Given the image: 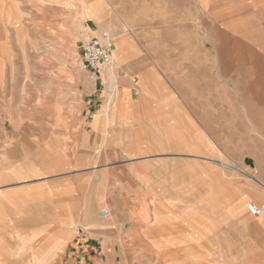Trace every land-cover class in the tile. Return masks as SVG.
Segmentation results:
<instances>
[{"label": "rangeland", "instance_id": "1", "mask_svg": "<svg viewBox=\"0 0 264 264\" xmlns=\"http://www.w3.org/2000/svg\"><path fill=\"white\" fill-rule=\"evenodd\" d=\"M103 1L0 0V124L42 126L45 141L66 129L69 114L100 90L81 54L101 33L111 34L116 46L96 19ZM113 7L112 24L137 32L128 41L146 48L177 92L170 103L186 114L187 152L218 160L188 156L181 165L163 166L173 178L163 181L160 197L162 226L175 229L168 233L175 235L166 245L173 249L170 258L178 259L181 245L198 254L201 244L208 250L191 257L199 264H243L246 253L257 257L258 228L251 227L249 251L243 225L259 221L237 215L231 204L206 201L219 186L237 198L246 184L252 195L258 173L252 164L264 161V0H119ZM155 184L147 182L150 193L158 191ZM154 199L148 196L147 203ZM148 217L151 226L154 215ZM182 224L186 239L178 237ZM110 247L116 259L105 264H155L152 243Z\"/></svg>", "mask_w": 264, "mask_h": 264}, {"label": "crops", "instance_id": "2", "mask_svg": "<svg viewBox=\"0 0 264 264\" xmlns=\"http://www.w3.org/2000/svg\"><path fill=\"white\" fill-rule=\"evenodd\" d=\"M101 3L106 10L100 9L99 24L112 32L116 46L112 64L95 74L100 90L95 88L84 106L69 114L66 129L45 141L42 126L0 124V264H105L116 259L111 245L147 242L155 264H199L192 258L208 250L201 244L195 254L181 245L176 253L181 260L170 258L173 249L166 245L175 235L168 233L175 229L162 226L160 197L163 181L173 178L163 166L181 165L188 156L218 160L187 152L186 114L171 107L177 92L165 83L162 66L139 41H128L137 32L112 24L110 11L119 0ZM252 167H258L256 188L250 195L244 184L240 196L264 210V161ZM182 171L185 181V166ZM149 181L158 183V191L149 192ZM148 196L155 197L154 205L147 203ZM232 197L229 188L219 186L205 201L231 204L234 211ZM106 209L108 219L101 216ZM155 209L162 223L150 226L148 215ZM244 209L236 214L259 221L253 228L260 236L258 256L244 254L243 264H264V211L255 216L247 205ZM245 223L243 246L250 251L252 226L250 220ZM178 232L186 239V224Z\"/></svg>", "mask_w": 264, "mask_h": 264}, {"label": "built area", "instance_id": "3", "mask_svg": "<svg viewBox=\"0 0 264 264\" xmlns=\"http://www.w3.org/2000/svg\"><path fill=\"white\" fill-rule=\"evenodd\" d=\"M115 46L113 38L109 33H101L100 35L92 36L85 43L81 54V65L84 69L99 73L103 68L109 66L113 62ZM252 215L259 216L263 213V208L250 203L248 205ZM102 218L110 217L109 210H104L101 214Z\"/></svg>", "mask_w": 264, "mask_h": 264}, {"label": "bare ground", "instance_id": "4", "mask_svg": "<svg viewBox=\"0 0 264 264\" xmlns=\"http://www.w3.org/2000/svg\"><path fill=\"white\" fill-rule=\"evenodd\" d=\"M109 1V0H108ZM102 7V9H105L106 7L105 6H101ZM106 10V9H105ZM103 11V10H102ZM96 19H98L99 20V17H96ZM112 98V97H111ZM226 164H228V163H226ZM250 203H253V202H247V199L245 198V197H243V196H240L239 198H236L235 200H234V203H233V209H234V212L235 213H245V209H244V206H246L247 205V209L249 210V207H248V205L250 204ZM154 204V203H153ZM255 204V203H254ZM257 205V204H256ZM249 212H250V210H249ZM251 213V212H250ZM252 214V213H251ZM154 220H153V222H154V225L155 226H159L160 225V223H162V214H161V212L159 211V210H157V209H155V211H154ZM254 224H257V222L255 221V222H251V226L252 227H254L253 225ZM212 243V242H211ZM218 243V242H217ZM155 248V247H154ZM256 251V250H255ZM254 252V251H253ZM158 253V252H157ZM254 254V253H253ZM156 258V257H155ZM165 264V263H164Z\"/></svg>", "mask_w": 264, "mask_h": 264}, {"label": "water", "instance_id": "5", "mask_svg": "<svg viewBox=\"0 0 264 264\" xmlns=\"http://www.w3.org/2000/svg\"><path fill=\"white\" fill-rule=\"evenodd\" d=\"M248 163H250V161Z\"/></svg>", "mask_w": 264, "mask_h": 264}]
</instances>
